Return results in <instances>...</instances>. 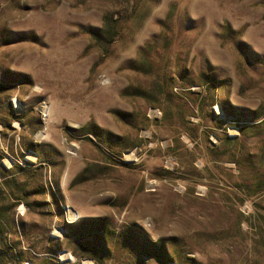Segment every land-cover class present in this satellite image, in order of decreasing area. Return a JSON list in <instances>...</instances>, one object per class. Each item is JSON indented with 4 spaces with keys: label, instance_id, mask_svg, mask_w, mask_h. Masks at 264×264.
<instances>
[{
    "label": "rangeland",
    "instance_id": "obj_1",
    "mask_svg": "<svg viewBox=\"0 0 264 264\" xmlns=\"http://www.w3.org/2000/svg\"><path fill=\"white\" fill-rule=\"evenodd\" d=\"M0 264H264V0H0Z\"/></svg>",
    "mask_w": 264,
    "mask_h": 264
}]
</instances>
